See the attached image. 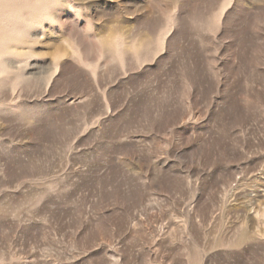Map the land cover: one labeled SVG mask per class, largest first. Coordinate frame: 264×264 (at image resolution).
<instances>
[{
  "label": "rangeland",
  "instance_id": "1",
  "mask_svg": "<svg viewBox=\"0 0 264 264\" xmlns=\"http://www.w3.org/2000/svg\"><path fill=\"white\" fill-rule=\"evenodd\" d=\"M56 12L121 23L0 76V264H264V0Z\"/></svg>",
  "mask_w": 264,
  "mask_h": 264
},
{
  "label": "clouds",
  "instance_id": "2",
  "mask_svg": "<svg viewBox=\"0 0 264 264\" xmlns=\"http://www.w3.org/2000/svg\"><path fill=\"white\" fill-rule=\"evenodd\" d=\"M65 2L66 0H0V76L12 74L11 61L16 57L17 50L30 49L36 39L31 32L45 23L60 27L70 25V32L75 26L78 35L86 39H98L89 36L94 23L110 20V28L121 23L118 13H104L95 20L89 19L84 27H78L72 21L59 19L56 10ZM67 6L71 7L69 3Z\"/></svg>",
  "mask_w": 264,
  "mask_h": 264
}]
</instances>
